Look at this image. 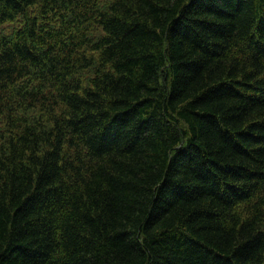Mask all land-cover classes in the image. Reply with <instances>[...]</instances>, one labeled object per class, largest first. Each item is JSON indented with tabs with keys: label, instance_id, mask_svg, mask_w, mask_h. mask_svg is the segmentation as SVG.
I'll return each mask as SVG.
<instances>
[{
	"label": "trees",
	"instance_id": "1",
	"mask_svg": "<svg viewBox=\"0 0 264 264\" xmlns=\"http://www.w3.org/2000/svg\"><path fill=\"white\" fill-rule=\"evenodd\" d=\"M0 264H264V0H0Z\"/></svg>",
	"mask_w": 264,
	"mask_h": 264
},
{
	"label": "rangeland",
	"instance_id": "2",
	"mask_svg": "<svg viewBox=\"0 0 264 264\" xmlns=\"http://www.w3.org/2000/svg\"><path fill=\"white\" fill-rule=\"evenodd\" d=\"M14 26H15V24H9V23H7V24H4V25H2L0 27H2L4 29V32L5 33H9L10 31L13 30V27Z\"/></svg>",
	"mask_w": 264,
	"mask_h": 264
}]
</instances>
